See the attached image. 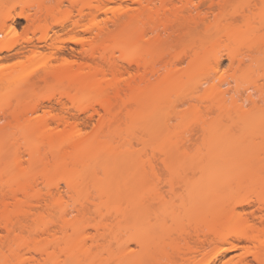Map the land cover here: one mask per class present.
Instances as JSON below:
<instances>
[{
    "label": "rangeland",
    "instance_id": "obj_1",
    "mask_svg": "<svg viewBox=\"0 0 264 264\" xmlns=\"http://www.w3.org/2000/svg\"><path fill=\"white\" fill-rule=\"evenodd\" d=\"M17 1L18 0H0V11H2V8L5 9V4L10 9L15 6L16 12L24 10L25 13L32 16L38 11V7L36 5L34 7V1L39 3L43 2L47 6H53L55 9V15L58 19L48 18L42 19L41 22L39 21L41 24H39L40 27L38 26L37 29H40L35 32L36 34L29 31L32 29L31 27L34 26L32 25L35 23L34 20H30L29 22V20H26L25 18H17L15 23H11V21L5 19V29L13 24L19 33V41L21 44L11 51H6L0 54V56L4 58L0 63H3L4 65L14 63L18 60L26 61L31 56L32 51L35 50L37 51V56L41 58L51 57L53 63L57 66H59L64 60H67L72 66L84 65V67L86 66L88 69V64L89 66H95L103 62L101 61L102 59L100 56H96L92 59L90 56L85 55V51L89 48V45L92 44L90 42H94L93 44L96 42L98 43L97 40L102 33H105L106 37H108L106 44L107 47L105 46L104 49L100 48L99 51L104 53L107 50L105 54L110 55L108 57L111 61L115 62L117 66L123 70H121L123 73L120 77L128 80H131L132 78L134 79L135 74H137V67H139L140 59L143 57H149L143 56L149 53V51H145L146 47H135V45L132 44L133 42L130 43L132 45L126 44L131 39H128V37H126L127 35H124L123 32H121V23L128 17L126 16V18L122 20L126 13L134 14L138 12L143 8L142 5H144L147 0H79L78 3H81L80 5L83 6L85 13L84 16L81 15L82 17L77 13L79 12L78 9H81L80 7H77V4L75 3L77 0ZM140 1L143 3H141L142 5L140 4ZM160 1L157 0V2H151L150 6L153 7V9H159L162 2ZM258 1L259 0H229L228 3L222 4L220 0H168V3L172 8L174 5L176 6L174 10L178 7L183 12H181L182 16L179 14L176 18H174L175 15L173 13H168L171 18L173 17V19L176 20L181 17L179 19L180 21H177L180 23L170 24L171 27L169 26L170 29L168 30H166L164 26L159 28V23L154 27H158L157 30L152 28L154 25L146 30V36L144 38L145 43L147 44L148 42L150 43V41H154L155 52L165 55L168 58H173L179 69L189 70L190 66L199 58L198 56H210L206 58L204 62L202 61V66L199 65L200 67H197V69L194 70L195 73L191 70L194 74L191 73V71L189 72L190 75L188 74V76L194 75L192 77H195V83H193L194 81L190 82L191 84L187 85L189 88H186L183 91L185 85L182 88L183 93L180 92L177 97L194 93V95L199 97L201 101L207 102L215 96L217 97V100H223L228 108L233 110V112L221 116H219L218 109H215L213 113L205 114L204 116L196 115L190 111L186 113L185 110H188V106H182V104L174 98L177 107H173L170 126L165 132L166 136L168 135L169 137L167 136L168 139L165 140L164 143L165 145L167 144L166 146H169V144L172 146L175 143H178L184 148V150L183 153H181V151L178 154L176 153L177 156L174 155L173 159L171 158V163L168 165L165 163V156L157 150L158 145L162 142L160 139L162 137H157L160 139H158V141H160L158 142L153 139L154 136H150L151 141L148 140V143L145 145L139 140L144 135L143 123H146L147 125L145 127H147L150 124L152 116L153 118L155 117L150 114V107L147 106L145 110L144 108L142 110L140 107H137L138 105L136 106V104L132 103V106H130L131 116L128 113L127 115L129 117H125L127 115L124 114L125 116H122L123 118L120 122L112 124L113 126L111 125V127L103 126L101 129L100 127L102 125L100 124H103L106 116L105 110L100 105L102 100L101 96L94 94V92L91 91L82 94L79 89L72 88L69 85H64L65 87L60 86V88L57 87L58 89L55 90V101H53V104L59 115L65 117L71 121V123H76L83 130L85 135H91L100 128V133L103 131V134L105 133L107 135L103 137H108L109 140L111 134L114 139L122 136L126 143L121 142L123 141L122 137H119L120 140L122 138L119 143H123L125 147H128L124 152H126L128 156L129 153H131L130 151H132V155H134L133 153L136 154L134 158L132 155H130V157H126L125 155L124 158H121L125 153H121L120 155L119 152L117 153L114 151L113 153L107 152V154L104 152L101 154L102 158L98 160L97 155L95 158H97L98 161H91L92 163H90V161L89 163H87L88 161L86 163L83 162L81 157L80 160L83 163L79 168L81 170L92 168L93 171L91 172L92 175L88 174V178L87 176L84 177L87 180L81 176L82 184L85 180L83 184L85 186L84 195L89 200H94V202H96L92 204L89 201V204L85 205V212H82V214L79 212L80 209L82 210L81 206H79L80 204L75 205L73 200H71L72 196H74V198L76 196L74 194L72 195L73 192L71 193V191L67 190L68 188L64 183L65 181L63 182L64 178L62 180L63 176L61 177L59 175L57 183L60 188L58 189L61 194L60 196L64 198L62 206L58 208L56 207V209H51L50 207L43 205V202L41 203L42 205L35 206V212H45L48 216L47 218L57 220H59L61 216L62 218H66L64 220L67 222L65 223L63 221V224H67L64 231H66L68 237L65 236V238L62 232L60 234H62L61 241L64 240L63 237L65 238V243L68 238L72 240L70 241L68 239V242H70L68 245L73 242L74 238V232L71 236L72 230L70 228L73 229V225L80 224L83 227L80 229L81 232L84 230V239L86 243H84V245L87 246L89 250H92V253L97 255H95L97 258L94 257L95 259L91 258V260L88 257L86 258V255H84L85 253L82 250L76 248V250H73L71 246H68L66 252H63V254L60 253L62 251H57V256H61L58 257V260L59 258L61 260H59V262L63 264H137L136 262L138 260L136 262L128 260L125 256L127 252L125 253L124 251L126 246H128L129 249H139L138 245L135 244L132 239L134 237L132 236L133 232H136L134 231L136 225V228L140 227V229H138L141 231H143L142 229L146 226V228L150 227V229H152L150 234L152 233L151 235L154 236H152L154 239L151 236V238L149 236H147V238L149 237L151 239L148 238L151 243L154 242L155 253L157 254L156 256H158L157 258H162L164 255L163 251L165 250L169 251V253L171 252L172 244H174L173 239L174 237L177 238L178 234L176 235V232L180 228L189 227L191 223L199 228L205 227L206 220H203L201 217V212L196 211L198 208L196 201L198 202L199 198H201L199 195L213 194L215 190H221V193L229 192L230 176L239 171V169L247 166L251 163L249 161L253 160L248 159V161H246L247 157H249L248 154L252 153L249 150H256V148L262 150L261 147L264 148V119L259 118L257 113L248 111L251 107H254V104L247 102L249 94H253V99L256 103L260 102L259 96L255 94V87L259 83L264 82V65L261 63L257 64L250 59V54L252 56L256 54L253 46H258L259 44L255 45L249 40L239 42L236 41L237 39L233 40L231 38L233 36L232 33V36L230 35L231 37H229L231 39H229L227 35L228 30H231L229 28L231 27L230 23H232L235 16L239 15L237 13L248 12L250 7L252 8ZM20 2H23L21 6ZM17 3H19V6ZM146 4L147 3H145V5ZM121 12L122 14L124 13V15H122ZM68 14L71 15L69 16L71 17V20L65 27L58 26L56 23L65 18ZM161 16H155V19L158 20ZM165 17L164 19H166ZM74 22H80L81 28L75 30ZM235 25H237V23ZM28 27H30L29 30ZM234 29H232V31ZM238 29L239 28L237 27V30ZM8 37L9 36L6 35L5 30H0V40L7 39ZM58 37L65 40L62 44L64 48L61 52L56 51L53 47L54 44L57 43ZM75 38L81 39L82 42L84 40L83 44L85 45H82L81 41L80 43H76L74 41ZM144 39L142 41H144ZM154 49L152 48V51H154ZM102 50L105 51L102 52ZM87 52L88 51H86V53ZM137 62L138 65L136 66ZM164 65H166V63H162L158 66L157 69L160 70V73L165 71V68H163ZM39 66L40 63L36 65V67ZM108 78L112 79L111 75H108ZM205 78H215V88L211 90L214 92L210 93L211 91L206 90V86V88L204 87L198 92H193L199 81ZM191 79L192 78L188 80V78H186L188 81H191ZM42 85L43 86L41 87L39 84L41 88H38L37 92L35 90L36 93L32 95L33 100L39 96H46L49 94L51 89H49L48 86L50 84L48 83V85H46V83L43 82ZM35 89L37 88L35 87ZM191 95L193 96V94ZM209 95L213 96L209 97ZM236 110H239L240 112L236 113ZM2 122L3 121H0V128L3 126ZM204 125L206 126V136L202 137L201 134ZM65 127L66 125L61 124V131H64ZM193 130H195L194 134L196 135L194 139L199 136L202 137V139L196 141L193 139L195 141L194 143L192 142L193 140H188L192 138ZM97 132H99V130ZM115 135L118 136L116 137ZM164 137L165 136H163V138ZM26 141L28 142V140ZM224 141L228 143L231 142V145L233 146L236 145L235 148L231 146L232 149L228 148L231 149L228 150L227 146L229 147L230 144L228 145L226 142L224 143ZM116 142H118V139ZM192 143L196 145H192ZM242 143L244 145H242ZM21 144L22 146L20 147V145H18V147L24 151V144L26 143H23L22 141ZM162 145L163 143L161 146ZM237 145L239 147H237ZM252 145L254 147L256 145L258 146H256V148L252 147L251 149L250 146ZM244 146L246 148L242 149ZM215 147H217V149ZM212 148H215V150ZM247 148L249 149L247 150ZM244 150H246V152ZM233 151H236V153ZM118 155H120V158H118ZM249 158L251 159L252 157ZM213 168L215 170H227L231 173L222 186H213V184H215L214 181H211L213 184L209 185L208 183L210 181H206L207 178H209L207 177L209 176L207 175L208 172H211ZM154 171H156L157 175H155ZM186 175L193 176L195 181L198 180L199 183L197 182V185L186 188L185 185L181 183L182 177ZM41 178L42 177L39 179ZM171 180L175 181V192L171 191L170 186L168 185ZM209 180L212 179L210 178ZM84 186L82 187L83 189ZM2 188L0 186V201L4 200H2V197L7 193L6 189L5 193ZM45 188L46 187L41 186L40 189H43V192H45ZM58 191L56 190V192ZM20 194L19 198L23 196V194H21L22 196ZM127 196H130L131 199L132 197L145 199L147 206L142 207L143 210L139 209L137 214H134L137 216H130V218L128 216L126 217L121 212V209H124V207L122 206L121 208L119 202L123 205L125 198L126 200L128 198ZM8 197L7 194L4 196L5 199H8L7 201L11 200L10 207L12 208L14 205L12 201L14 200ZM130 197L128 199H130ZM133 200L136 201L138 199ZM182 203H185L187 206L186 211L180 207ZM125 204L124 206H126ZM178 207L179 211L177 212L176 210ZM248 211L256 214V216L264 214V212L261 213L259 211L257 204L251 206ZM138 213L141 214L138 215ZM67 219L70 221L68 222ZM254 220L259 224V219L257 217ZM68 223H71L70 225L72 226L67 227L69 226ZM111 223H114L115 225ZM96 224L109 225V228L112 225L113 230L111 229V232L109 233V230H106L107 228H104L105 230L101 228L103 231L100 230V232H97L95 227H93ZM54 229L56 228L54 227ZM66 234L64 233V235ZM102 234L105 238L102 237ZM79 237L80 240H83L81 236ZM95 237L96 240L94 241ZM2 238L0 236V240ZM40 240L45 242L44 238H41ZM61 244L62 247L65 246L63 242ZM192 245L194 244L192 243ZM238 245V248L234 251L226 253L219 252L214 255L217 249H215V244L206 243L204 244V247L200 248L199 252L190 255V261L183 263L237 264L240 259L244 258L249 260L252 264H256L250 251L253 250L252 245L245 242H240ZM106 249L112 251L110 252L112 257ZM22 254H25V257L30 255L29 257L32 256L31 258L36 261L44 262L45 257L47 258V256L43 257L40 256V254L37 256L36 253L25 251H23ZM240 262H238V264Z\"/></svg>",
    "mask_w": 264,
    "mask_h": 264
},
{
    "label": "bare ground",
    "instance_id": "obj_2",
    "mask_svg": "<svg viewBox=\"0 0 264 264\" xmlns=\"http://www.w3.org/2000/svg\"><path fill=\"white\" fill-rule=\"evenodd\" d=\"M161 1L159 9H153V7L150 6L151 2H157V0H147V2H145L147 4L145 5L144 3L145 6L142 5L143 3L140 1V4L142 3L141 5L143 7L141 8L142 10L140 9L134 14H129L127 12L122 20H124L126 16L128 17L124 21L121 20L123 23H121V32H123L124 35H127L126 37H128V39L132 40H129L126 44H134L135 47L137 46L139 48L146 47L145 51H149L147 55H143L149 56L148 58H141L139 65L137 62L136 66L138 65L140 69L137 67L138 70L134 79L132 78L131 80H128L120 77L123 70L118 67L115 62L111 61L108 57L110 55L105 54L107 50H102V52L105 51L104 53L99 51L100 48L104 49L107 44L108 37H106L105 33L100 35L101 38H98V43L96 42L93 44L94 42H90L93 45H89L90 49L88 48L86 50L88 51L87 53L85 51L86 56H90L92 59L96 56H100L102 59L101 61L103 62L95 66H89L88 64V69L86 66L84 67V65L72 66L67 60H64L59 66H57L53 63L51 57L41 58L37 56V51L35 50L32 51L31 56L26 61L18 60L7 65L0 63V121H3L2 123L4 126H1L0 128V186L1 188L3 187L2 189H4V192L6 189L7 193H5L7 194V197L9 195L10 199L14 200L12 201L14 204H12V208L10 207L11 200H9V202L7 201L8 199L4 198L6 194H3L4 196L2 197V200H4L0 201V236L1 238L3 237L0 240V264H63L59 262L60 258L58 260V257L61 256H57V254L60 251H62L60 252L62 254L63 252H66L68 246H71L73 250H82L85 253L84 255H86V258H97V255L92 253L93 251L89 250L88 247L84 245V230L81 232L80 229L83 227L80 224L73 225L74 230L70 228L72 230L71 236L74 232V238L73 242H71L72 245H68V243H70L68 242L70 240L69 238V240H66V243L64 242L65 238L68 237L66 231H64L67 224H63L64 222H67L64 220L66 218H62L61 216L59 220L50 219L47 218L48 216L45 212H35L34 209L35 206L40 205L42 202L44 203L43 205L50 207L51 209H56V207L58 208L62 206L64 198L60 196L61 194L58 191V189H60L57 183L59 176H63L62 180L64 178L63 182L65 181L64 183L68 188L67 190L71 191V193L73 192L72 195L74 194L76 196L74 198V196L71 195V200H73L75 205L80 204L79 206H81L82 210L80 209L79 212H81V214L82 212H85V205L89 204V201L92 204L96 203L94 200L91 201L84 195L85 186L83 184L84 181L87 180L84 177L87 176L88 178V174L92 175V168L81 170L79 166L83 162L86 163L88 161L87 163H89L90 161V163H92L91 161H98L102 158L101 154L104 152L107 154V152L113 153L114 151L117 153L119 152L120 155L121 153H125L122 155L123 157L121 156V158H124L125 155L126 157L128 156V154L124 152L128 147H125L123 143H119V141L123 138L122 136H119L122 137L121 140L119 137L115 138L116 140L118 139V142H116L112 134H109L114 139L113 140L110 137V140L112 139L110 142L108 137H103L107 135L105 133L103 134V131L100 133V130L103 126L111 127L112 124L120 122L124 114L127 115L129 113L131 116L130 106H132V103L136 104V106L138 105L137 107H140L142 110L143 108L145 110L147 106L151 108L149 112L155 117L153 118L152 116L150 124L147 127H145L147 124L143 123L144 135L139 140L145 145L148 143V140L151 141L150 136H154L153 139L156 141L162 137L160 139L162 141L161 144L163 143V145H158L157 150L165 156L166 159H164L167 165L171 163V158L173 159L174 155L177 156L176 153L178 154L180 151L183 153L184 150V148L178 143H175L172 146L171 144L166 146L167 144L165 145L164 143L169 137L168 135V137L166 136L165 132L170 126L173 107H177L175 105L174 98H176V101H179L182 106H188V110H185L186 113L190 111L196 115L204 116L205 114H211L215 111V109H218L219 116H221L233 112V110L228 108L223 100L219 101L217 100V97L213 95H209V97H213L207 102L201 101L199 97L194 95V93H191L194 97L191 94L177 97L178 94L182 92V88L185 85L186 86L183 88V91L184 89L189 88L187 85H190V82H193L195 79V77H192L194 75L188 76V74L190 75L189 72L191 70L194 72L197 67L202 66L205 59L210 56H198L199 58L193 65L190 66L189 70L179 69L173 58H168L165 55L155 52L154 41H150V43L148 42L147 44L145 43L144 38L146 36V30L151 28L153 25L154 26L152 28L159 23V28L164 26V28L168 30L171 27L170 24L180 23L177 21H180L179 19L181 17L176 20L173 19V17L171 18L168 13H173L175 16L173 14L172 15L176 18L179 14L182 16L183 12L181 9L177 7V9L174 10L176 6L174 5L175 7L173 6L172 8V6L169 5L168 0ZM220 1L222 4H225L228 3L229 0ZM78 2L79 0L75 1L77 7H80L81 9H78L79 12L77 13L80 17H82L81 15L84 16L85 13L83 6H81V3ZM17 4L19 6V3ZM21 4H23V2H20V6ZM35 5L38 7V11H36V14L34 13L31 16L25 13L24 10L16 12L15 6L12 7V11V9L4 4L5 9L2 8V11H0V30H5L6 35L9 37L7 39L0 40V54L6 51H11L21 44L19 41V33L13 24L5 29V19L11 21V23H15L17 18H25L26 20H29V22L30 20H34L35 23H31L34 25H31L32 29L28 27V30L30 29L29 31L34 33L40 29H37V27L41 24L40 22L42 19H58L55 15V9L53 6H47L43 2L39 3L34 1V7ZM245 12L237 13L239 15L233 18V24L230 23L231 27H229L231 30H228L230 33L227 32L228 38L233 35L231 37L233 40L237 39L236 41L239 42L249 40L255 45L259 44L258 46H253L256 54L253 56L250 54V59L257 64L261 63L264 65V0H259L252 8L250 7L248 12ZM122 15H124V13ZM161 15L164 17L166 16V19H164ZM69 16L71 15H66L65 18L59 20L56 24L60 27H65L71 20V17ZM155 16H161V18H158L157 20L155 19ZM80 22H74L75 30L81 28ZM234 23H237L238 26ZM236 26L239 28L238 30ZM158 27L154 28V30H157ZM232 29H234L233 31L235 32H233ZM143 39L144 41H142ZM74 41L76 43H80V41L82 42L81 39L76 38ZM64 42V39L58 37L57 43L54 44L53 47L56 51L61 52L64 48L62 45ZM83 43L84 40L81 44L85 45ZM152 48L154 51H152ZM3 60L4 58L0 56V62ZM39 63L40 66L36 67ZM162 63H166V65L163 66L165 71L160 73V70L157 68ZM192 71L191 73H193ZM108 75H111L112 79L108 78ZM186 78H188V80H190V78L192 79L191 81H188ZM214 79L215 78H205L200 80L195 86L193 92H198L205 86L207 87H205L206 90H213V88H215ZM41 82L46 83V85L49 83L50 85L48 87L51 90L46 96H39L33 100L32 95L37 92L38 88L40 89L43 86ZM193 83H195V81ZM64 85H69L72 88L79 89L82 94H86L91 91L102 97L100 105L105 110L106 116L103 124H100L102 126H99L101 129L98 128L99 132L96 130L91 135H85L83 130L76 123H71V121L57 113L56 107L53 104V101H55V90L60 88V86L63 87ZM35 87L37 89H35ZM255 90V94L259 96L260 102L256 103L253 99V94H249L247 98L248 101H246L253 103L254 107H251L248 111L255 112L258 114L259 118L264 119V82L259 83L255 87ZM213 92L214 91H211L210 93ZM235 112L239 113L240 111L236 110ZM125 117L129 116L127 115ZM61 124L66 125L64 131H61L60 129ZM194 131L195 130L192 132L193 134ZM202 131L201 136H206L205 125ZM193 134L191 136L192 138L188 139L189 141H192L196 136ZM115 136L117 137L118 135ZM163 136L165 137L163 138ZM201 136L194 140L196 141L202 139ZM26 140H28V142ZM124 140L125 139L123 138V141L121 142L126 143ZM194 140L192 141L193 143L195 142ZM22 141L23 143H26L24 144V151L18 147V145H20V147L22 146ZM225 142L226 141H224V143ZM193 143L192 145H196ZM226 144H230L229 147L227 146V149H232V147L235 148L236 146L235 144V146L231 145V142H226ZM242 145L244 144L242 143ZM253 145L250 146L251 149L254 147ZM256 146L254 148H256ZM237 147L239 146L237 145ZM215 148L217 149V147ZM215 148L212 149L215 150ZM245 148L246 147L244 146L242 149ZM248 149L249 148H247V150ZM261 149L262 150H258V148H256V150H249L253 154H250L248 151V156L252 158L250 159L247 157V160H245H253L249 161L251 163L247 166L239 169V171L230 176L229 192L221 193V190H215L213 194L199 195L201 198H199L198 202L196 201L198 206L196 211L201 212V217L203 220H206L204 228H199L192 223L189 227L180 228L176 232V235L178 234L177 238L174 237L173 239L174 244H172L171 254L169 251H163V257H166L163 259V257L157 258L158 256H156L157 254L155 253L154 242L151 243L150 241V238L153 236L151 235L152 233L150 234L152 229H150V227L146 228L147 226H143L146 229L143 228V231H141L139 230L140 227H138L139 229L136 228V225V227H134L136 234L133 232L132 236L134 237L132 239L134 243L138 245L139 249H129V247L126 246L124 251L127 253L124 254L127 259L133 262L138 260L136 262L137 264H184L183 262L190 261V255L199 252L200 248L204 247V244L206 243L215 244V249L217 248L216 251L214 250L215 255L219 252L226 253L234 251L238 248V243L245 242L252 245L253 250L250 251L256 264H264V214L256 216V214L248 211L251 206L257 204L259 211L261 213L264 212V148L261 147ZM244 151L246 152V150ZM130 152L132 153V151ZM233 152L236 153V151ZM131 153H129L128 157L132 155ZM133 154L134 155L132 156L134 158L136 154ZM120 155H118V158H120ZM96 156L98 160L95 158ZM80 159L83 162H81ZM212 171L208 172L207 175L209 176L207 177L209 178H207L206 181H210L208 183L209 185H212L213 183L211 181H214L215 184H213V186L216 187L222 186L231 174L229 171L222 169L215 170L213 168ZM154 173L157 175L156 171H154ZM81 176L85 179L83 184ZM40 177H42V180L39 179ZM210 178L212 180H209ZM197 182L198 180L195 181L193 176L188 175L182 177L181 179V183H183L186 188L197 185L199 183ZM168 185L170 186L171 191L175 192V181H169ZM41 186L46 187L45 192H43V189H40ZM83 186L84 189L82 188ZM56 190L59 193L56 192ZM20 193L23 194V196ZM19 194L22 197L19 198ZM128 198L127 200L125 198L123 205L119 202L121 208L122 206L124 207V209H121V212L126 217L128 216L130 218V216H137L134 214H137L139 209L143 210L142 207L147 206L145 199H140V197H132V199L131 197L130 199ZM133 199H138L139 201H135ZM124 204L126 206H124ZM180 207L186 211L187 206L185 203H182ZM176 211H179V207ZM140 214L141 213H138V215ZM256 217L259 219V224L254 220ZM69 221L70 220H68V222ZM70 224L68 223L69 226L67 227H71L72 225ZM54 227L56 229H54ZM93 227H95L97 232H100L101 228L103 230H105L104 228H107L106 230H109V233L111 232V229L113 230L112 225L110 228L109 225L107 226L103 224H96ZM138 230L144 235L139 233ZM61 232L64 237L66 236L65 238L63 237L64 240L62 241ZM64 233L66 235H64ZM79 236H81L83 240H80ZM147 236H151L150 238L148 237L150 240ZM41 238H44L45 242L41 241ZM95 240L96 237L94 238V241ZM62 242L66 248L65 246L62 247ZM192 243L194 245H192ZM109 249L106 250L112 257V254L110 253L112 251H108ZM23 251L36 253L37 256L38 254L43 257L47 256V258H43L44 262L36 261L31 258L32 256L29 257L30 255L25 257V254H22ZM240 260L238 262L241 264H252L247 259L242 258Z\"/></svg>",
    "mask_w": 264,
    "mask_h": 264
}]
</instances>
